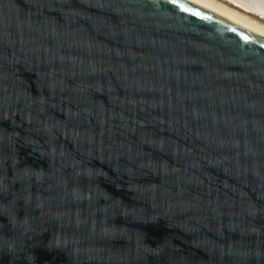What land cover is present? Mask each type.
I'll return each instance as SVG.
<instances>
[{
  "label": "water",
  "instance_id": "95a60500",
  "mask_svg": "<svg viewBox=\"0 0 264 264\" xmlns=\"http://www.w3.org/2000/svg\"><path fill=\"white\" fill-rule=\"evenodd\" d=\"M0 264H264V37L186 0H0Z\"/></svg>",
  "mask_w": 264,
  "mask_h": 264
},
{
  "label": "bare ground",
  "instance_id": "6f19581e",
  "mask_svg": "<svg viewBox=\"0 0 264 264\" xmlns=\"http://www.w3.org/2000/svg\"><path fill=\"white\" fill-rule=\"evenodd\" d=\"M186 1H189L206 10L214 12L215 14H218L219 16L227 19L228 21L264 37V29H263L264 27L261 28L257 24L248 21V19H246L241 15H238L237 13L231 12L226 8L223 9L222 7H220V5L219 6L215 5L207 0H186ZM234 1L242 5L243 7H248L249 9H253V11H256L257 13H262L261 11H263L261 9L262 7H264V0H234Z\"/></svg>",
  "mask_w": 264,
  "mask_h": 264
},
{
  "label": "rangeland",
  "instance_id": "374dc122",
  "mask_svg": "<svg viewBox=\"0 0 264 264\" xmlns=\"http://www.w3.org/2000/svg\"><path fill=\"white\" fill-rule=\"evenodd\" d=\"M215 5H220V7H222L223 9H227L231 12H235L238 15H241L243 17H245L246 19H248V21L257 24L259 27L263 28L264 27V21L259 19L258 17H256L255 15L246 12L245 10H243L242 8H240L238 5H236L235 3H233L230 0H207ZM264 29V28H263Z\"/></svg>",
  "mask_w": 264,
  "mask_h": 264
}]
</instances>
